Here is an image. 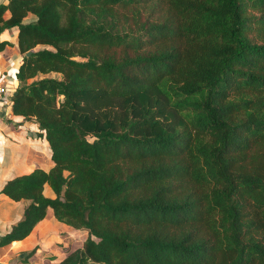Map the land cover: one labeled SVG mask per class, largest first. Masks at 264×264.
Here are the masks:
<instances>
[{"label": "trees", "instance_id": "trees-1", "mask_svg": "<svg viewBox=\"0 0 264 264\" xmlns=\"http://www.w3.org/2000/svg\"><path fill=\"white\" fill-rule=\"evenodd\" d=\"M14 28L51 161L1 188L0 248L52 210L88 233L59 264H264V0H0Z\"/></svg>", "mask_w": 264, "mask_h": 264}, {"label": "crops", "instance_id": "crops-1", "mask_svg": "<svg viewBox=\"0 0 264 264\" xmlns=\"http://www.w3.org/2000/svg\"><path fill=\"white\" fill-rule=\"evenodd\" d=\"M0 39L13 45L7 46L0 54V81L9 91L7 99L0 104L1 191L7 180L35 169L48 170L51 158L46 144L30 137L35 127L12 113L10 98L17 82L7 81L3 72L17 69L22 64V56L14 48L18 42V30L7 31ZM46 194H50L48 189ZM22 209V202H14L0 193V237L20 219ZM87 237V231L74 230L58 222L50 210L26 239L0 248V264H59L80 248ZM29 253L32 255L28 256Z\"/></svg>", "mask_w": 264, "mask_h": 264}, {"label": "built area", "instance_id": "built-area-1", "mask_svg": "<svg viewBox=\"0 0 264 264\" xmlns=\"http://www.w3.org/2000/svg\"><path fill=\"white\" fill-rule=\"evenodd\" d=\"M9 96L8 87L5 84H0V104H2Z\"/></svg>", "mask_w": 264, "mask_h": 264}, {"label": "rangeland", "instance_id": "rangeland-1", "mask_svg": "<svg viewBox=\"0 0 264 264\" xmlns=\"http://www.w3.org/2000/svg\"><path fill=\"white\" fill-rule=\"evenodd\" d=\"M50 76H52V77H58L57 75H50ZM3 81H0V84L2 83Z\"/></svg>", "mask_w": 264, "mask_h": 264}, {"label": "water", "instance_id": "water-1", "mask_svg": "<svg viewBox=\"0 0 264 264\" xmlns=\"http://www.w3.org/2000/svg\"><path fill=\"white\" fill-rule=\"evenodd\" d=\"M29 55H30V53L27 54V56H29Z\"/></svg>", "mask_w": 264, "mask_h": 264}]
</instances>
